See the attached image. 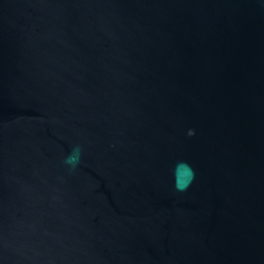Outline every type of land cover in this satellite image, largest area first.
<instances>
[{
  "label": "water",
  "instance_id": "water-1",
  "mask_svg": "<svg viewBox=\"0 0 264 264\" xmlns=\"http://www.w3.org/2000/svg\"><path fill=\"white\" fill-rule=\"evenodd\" d=\"M0 264H264V0H0Z\"/></svg>",
  "mask_w": 264,
  "mask_h": 264
},
{
  "label": "clouds",
  "instance_id": "clouds-1",
  "mask_svg": "<svg viewBox=\"0 0 264 264\" xmlns=\"http://www.w3.org/2000/svg\"><path fill=\"white\" fill-rule=\"evenodd\" d=\"M188 135H189V136H193V135H194V131L190 130V131L188 132Z\"/></svg>",
  "mask_w": 264,
  "mask_h": 264
}]
</instances>
